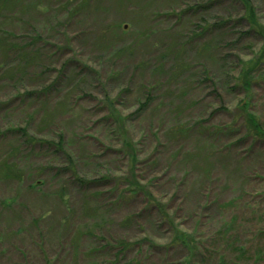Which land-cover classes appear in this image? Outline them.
Wrapping results in <instances>:
<instances>
[{
  "label": "rangeland",
  "instance_id": "374dc122",
  "mask_svg": "<svg viewBox=\"0 0 264 264\" xmlns=\"http://www.w3.org/2000/svg\"><path fill=\"white\" fill-rule=\"evenodd\" d=\"M4 2L0 264H264V0Z\"/></svg>",
  "mask_w": 264,
  "mask_h": 264
},
{
  "label": "trees",
  "instance_id": "16d2710c",
  "mask_svg": "<svg viewBox=\"0 0 264 264\" xmlns=\"http://www.w3.org/2000/svg\"><path fill=\"white\" fill-rule=\"evenodd\" d=\"M8 1L9 0H5V2L1 3V4L4 6V5H6V3ZM233 1L240 2L241 5L244 8V19L247 21V23H248V25L250 27V31H247V32H249V33L250 32H254V33H258V34L262 33L263 34L262 28L260 27V24L258 23V20L256 18L255 10H254V8H253V6L251 4V0H233ZM260 62L261 61L259 60V58H252V59H249L247 61H242L241 62L242 64H241V68H240V73H239V78L242 79V77H243V79H245V82L247 84L251 83L252 81H254L255 79L251 76V73L254 72V71H257V68H258ZM11 69H13V70L17 69L19 71L21 70L20 66H17L15 68H11ZM7 72H8V70H7ZM14 78H12V79H14ZM31 93L32 92L28 91V92H24L23 95H29ZM246 122H247V130L254 137H257L259 139L264 140V126L259 122V119L255 118L253 115H249L246 118ZM46 140L47 139H45L43 142H45ZM48 143H50V142H48ZM55 146L57 147L58 151H63V149H62V148H64L63 147V137H61V135L58 136V141L56 142ZM134 150L131 151L132 152V161L133 162H134V160L136 158V151L133 152ZM67 157L70 158L69 155ZM71 168L73 169V167H71ZM77 179H79V178H77ZM127 191H129V192H131V194H133V193H136L138 191L139 192L143 191V187H142V185H140V183L138 181L133 179V181L129 183ZM149 201L152 202L151 199ZM161 206L163 207V205H161ZM162 214L166 215L165 212H163ZM177 241L179 242V239H177ZM177 241H175V242H177ZM192 243H193V241L192 242H187L186 240L180 241L181 245H183V244L186 245L187 248L190 250L191 256H194L196 254V250L199 247H198L197 244L192 245ZM238 250H239V253L243 252L242 248H238ZM210 257L211 256H206V257L200 259L199 264H211V261L213 260V257L212 258H210ZM185 260L186 261L190 260V257H187ZM184 264H190V263L189 262H184ZM213 264H215V263H213Z\"/></svg>",
  "mask_w": 264,
  "mask_h": 264
}]
</instances>
